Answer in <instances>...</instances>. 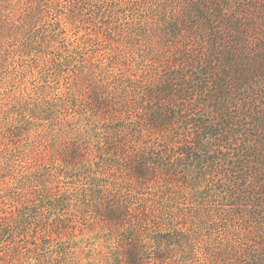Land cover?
<instances>
[{"label":"trees","instance_id":"trees-1","mask_svg":"<svg viewBox=\"0 0 264 264\" xmlns=\"http://www.w3.org/2000/svg\"><path fill=\"white\" fill-rule=\"evenodd\" d=\"M54 2L0 0V56L40 25ZM117 5L122 11L115 18L126 21L118 36L124 34L126 45L145 38L143 56L105 54L86 71L92 101L109 113L107 131L100 132V146L93 143L96 127L67 136L55 151L64 164L84 163L88 172L101 164L88 175L83 197L114 242L105 264H114V249L119 264H264V0ZM227 71L237 75V87H217L222 95L211 98L210 86L227 83V74L216 73ZM240 102L255 114L246 119L253 125L244 143L229 140L226 115L215 110ZM209 146L235 150L237 162L223 175L228 201L201 215L202 207H182L180 195L191 188L185 180L205 168L219 162L217 170L226 171L221 159L206 157Z\"/></svg>","mask_w":264,"mask_h":264},{"label":"rangeland","instance_id":"rangeland-1","mask_svg":"<svg viewBox=\"0 0 264 264\" xmlns=\"http://www.w3.org/2000/svg\"><path fill=\"white\" fill-rule=\"evenodd\" d=\"M54 1L41 24L0 56V264H105L114 244L83 197L91 182L88 175L101 164L88 172L84 163L64 164L55 151L68 137L96 127L101 129L93 133V143L100 146L109 113L92 101L83 75L105 54L119 60L143 56L145 38L128 40L131 44L126 45L124 34L118 36L117 29L126 22L115 18L122 11L118 0H68L61 5ZM216 74L228 77L227 83L210 86L214 99L222 95L217 87L233 90L238 85L232 83L237 78L232 72ZM220 106H214L216 116L226 115L224 126L232 130L229 140L244 143L253 125L246 119L255 115L250 106L242 102ZM251 107L256 112L257 106ZM209 148L213 150L206 157L221 159L226 171L217 170L219 162L213 166L219 175L203 165L205 169L196 174L202 175L188 177L191 188L188 184L180 195L182 207H202L201 215L228 201L226 177L237 154L233 149ZM112 253V262L119 264L117 251Z\"/></svg>","mask_w":264,"mask_h":264}]
</instances>
